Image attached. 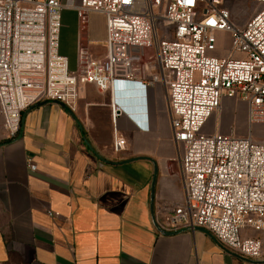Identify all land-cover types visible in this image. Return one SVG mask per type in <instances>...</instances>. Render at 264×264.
Listing matches in <instances>:
<instances>
[{
  "label": "built area",
  "instance_id": "2783aa9c",
  "mask_svg": "<svg viewBox=\"0 0 264 264\" xmlns=\"http://www.w3.org/2000/svg\"><path fill=\"white\" fill-rule=\"evenodd\" d=\"M231 2L263 8L239 29L226 5ZM64 9L77 15L73 70L60 53ZM93 14L105 18L103 58L90 53ZM160 20L172 25V38L160 40ZM218 33L232 37L225 58L212 56ZM149 50L160 77L146 76ZM237 54L245 58L237 59ZM120 82L138 84L145 107L151 90L159 84L165 88L185 189L184 202L169 218L170 231L203 229L240 257L264 259V237L243 235L264 234V144L253 137V126L264 125V0H81L78 5L0 0V112L11 139L18 136L23 113L31 106L51 101L75 112L78 87L90 84L111 91L116 128L112 149L122 153L127 141L118 132L120 115L113 96ZM224 99L246 104V137H238L234 129L222 134L219 124L216 132L204 134L212 115L222 112ZM138 125L150 130L147 121ZM28 165L37 169L32 160Z\"/></svg>",
  "mask_w": 264,
  "mask_h": 264
},
{
  "label": "crops",
  "instance_id": "0c3cea01",
  "mask_svg": "<svg viewBox=\"0 0 264 264\" xmlns=\"http://www.w3.org/2000/svg\"><path fill=\"white\" fill-rule=\"evenodd\" d=\"M101 41L105 46L106 32ZM78 43L77 15L64 9L60 53L69 62L78 59ZM94 88L78 87L75 112L51 101L31 106L15 139L0 112V264H264L234 254L203 229L170 231L185 189L169 114H149L138 84L117 83V128L127 141L117 154L113 117L98 102L110 97L112 112L111 91ZM146 121L149 131L133 123Z\"/></svg>",
  "mask_w": 264,
  "mask_h": 264
},
{
  "label": "rangeland",
  "instance_id": "374dc122",
  "mask_svg": "<svg viewBox=\"0 0 264 264\" xmlns=\"http://www.w3.org/2000/svg\"><path fill=\"white\" fill-rule=\"evenodd\" d=\"M226 5L230 9L233 24L239 29H243L250 19H252V17H254L263 8V6L259 4H240L236 2L227 3ZM157 13L160 15L162 10L158 11ZM90 25L91 30L89 36V48L91 56L94 58H103L106 53V48L101 40L106 32L105 18L100 15L92 16L90 18ZM157 26L160 40L172 38L173 27L171 24L160 20L158 21ZM68 32L69 30L66 31V35H64V38H62L63 44L65 46H70L71 42ZM231 40L232 37L230 34L218 33L217 49L212 53V56L217 58L227 57L231 48ZM235 58L243 59L245 56L243 54H237L235 55ZM145 59L151 61L147 67V78L152 79L156 76L160 77V71L156 62L154 51H147L145 53ZM76 64L77 60L72 57L70 62L71 70L75 69ZM94 89V92L96 91V93H98L97 89ZM94 92L92 94L93 96H96ZM154 93L157 95V100L154 103H151L150 101V114H153L154 111H159L162 112L166 118L168 114V102L165 88L159 84L156 86ZM98 102L99 104H104V106L108 109L110 116L112 117V112L108 107V104L110 103V97L106 98L104 102ZM223 105L222 113L218 115L214 114L208 120L204 129V134H213L216 132V127L220 125L219 128L222 134H228L231 129H234L238 137H246L249 131L246 104L232 99H224ZM253 137L256 142L264 144V125L253 126Z\"/></svg>",
  "mask_w": 264,
  "mask_h": 264
},
{
  "label": "water",
  "instance_id": "95a60500",
  "mask_svg": "<svg viewBox=\"0 0 264 264\" xmlns=\"http://www.w3.org/2000/svg\"><path fill=\"white\" fill-rule=\"evenodd\" d=\"M127 85L128 84H125L124 85V89H127ZM123 90V89H122ZM42 104H44V102H41V103H37V105H42ZM133 113H134V115H136L137 116V112L134 110L133 111ZM88 144V143H87ZM89 145V144H88ZM154 181H155V177H154ZM153 185H154V183H153ZM181 231H184V230H181ZM161 232H163V231H161ZM164 234H171V233H166V232H163Z\"/></svg>",
  "mask_w": 264,
  "mask_h": 264
},
{
  "label": "clouds",
  "instance_id": "9594fccd",
  "mask_svg": "<svg viewBox=\"0 0 264 264\" xmlns=\"http://www.w3.org/2000/svg\"><path fill=\"white\" fill-rule=\"evenodd\" d=\"M133 123L135 124V126H136L137 128H140L139 125H138V123H135V122H133Z\"/></svg>",
  "mask_w": 264,
  "mask_h": 264
},
{
  "label": "bare ground",
  "instance_id": "6f19581e",
  "mask_svg": "<svg viewBox=\"0 0 264 264\" xmlns=\"http://www.w3.org/2000/svg\"><path fill=\"white\" fill-rule=\"evenodd\" d=\"M131 83H132V82H131ZM116 85H117V84L114 85L113 93H114V90H115ZM114 97H115V95H114ZM221 113H222V112H221Z\"/></svg>",
  "mask_w": 264,
  "mask_h": 264
}]
</instances>
